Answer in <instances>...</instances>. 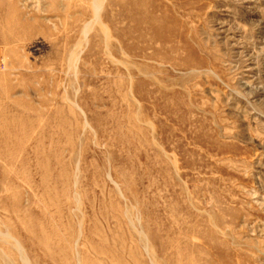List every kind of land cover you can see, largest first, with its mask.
I'll list each match as a JSON object with an SVG mask.
<instances>
[{"label":"rangeland","instance_id":"obj_1","mask_svg":"<svg viewBox=\"0 0 264 264\" xmlns=\"http://www.w3.org/2000/svg\"><path fill=\"white\" fill-rule=\"evenodd\" d=\"M1 1L0 264H264V0Z\"/></svg>","mask_w":264,"mask_h":264},{"label":"bare ground","instance_id":"obj_2","mask_svg":"<svg viewBox=\"0 0 264 264\" xmlns=\"http://www.w3.org/2000/svg\"><path fill=\"white\" fill-rule=\"evenodd\" d=\"M2 3H3V2L0 0V7H2ZM21 25H23V23H21ZM21 25H20V23H19V24L17 23V28H18V27H21ZM19 30H20V29H19ZM5 40H6V39H5ZM10 40H11V39H10Z\"/></svg>","mask_w":264,"mask_h":264}]
</instances>
